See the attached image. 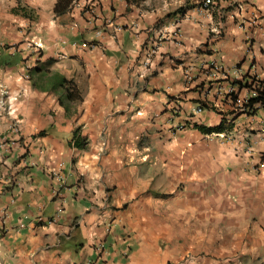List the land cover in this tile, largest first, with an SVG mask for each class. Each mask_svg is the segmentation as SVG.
<instances>
[{
  "label": "crops",
  "instance_id": "obj_1",
  "mask_svg": "<svg viewBox=\"0 0 264 264\" xmlns=\"http://www.w3.org/2000/svg\"><path fill=\"white\" fill-rule=\"evenodd\" d=\"M185 1L0 0V264H264V0Z\"/></svg>",
  "mask_w": 264,
  "mask_h": 264
},
{
  "label": "trees",
  "instance_id": "obj_2",
  "mask_svg": "<svg viewBox=\"0 0 264 264\" xmlns=\"http://www.w3.org/2000/svg\"><path fill=\"white\" fill-rule=\"evenodd\" d=\"M77 0H56L53 11L56 15L65 13L68 11ZM127 3H140L143 0H125ZM190 0H186L189 2ZM178 10V9H177ZM183 10V7L179 8V11ZM171 12L167 13L168 15ZM35 72L38 73V81L41 88L51 89L57 94L59 103L65 108L66 112L70 113L72 110L75 111V104L80 102L83 98L81 91L77 87L73 79L66 78L59 73L51 72L49 68L45 67L43 64L34 68ZM246 77L242 78L245 79ZM242 79H235L232 82L237 85L239 89L249 86L248 79L244 82ZM236 93L231 92V98H236ZM248 105L254 106L253 110L249 114H254L256 106L264 107V90H259L256 96L248 99ZM231 126V123H226L225 119H222L217 126L207 127L195 123L194 127L198 128L204 133L211 132H221ZM44 132H40L43 134ZM73 145L75 147L83 148L85 147V140H80L77 134V128L74 130L73 134Z\"/></svg>",
  "mask_w": 264,
  "mask_h": 264
},
{
  "label": "built area",
  "instance_id": "obj_3",
  "mask_svg": "<svg viewBox=\"0 0 264 264\" xmlns=\"http://www.w3.org/2000/svg\"><path fill=\"white\" fill-rule=\"evenodd\" d=\"M203 3L205 5H209V4L213 3V0H203ZM246 79H248V82L250 84L247 87H243L246 94L244 96H240L239 94H237L235 99H231V102H232V105H233L235 112H243L244 114L251 116L252 114H249V112L253 110L254 106L252 107V106L248 105V99L253 97V96H256L258 94L259 90H264V78L262 79L259 77L250 76V77H246L245 79H242L243 82ZM1 103L2 102L0 100V104ZM12 130L17 131L18 125L12 126ZM259 131L262 135H264V120L262 121V124H261Z\"/></svg>",
  "mask_w": 264,
  "mask_h": 264
},
{
  "label": "rangeland",
  "instance_id": "obj_4",
  "mask_svg": "<svg viewBox=\"0 0 264 264\" xmlns=\"http://www.w3.org/2000/svg\"><path fill=\"white\" fill-rule=\"evenodd\" d=\"M190 1H191V0H190ZM190 1H189V2H190ZM179 3H180V1L177 2V3H175L177 7L181 6V5H178ZM187 3H188V2L185 1V2L182 3V5L187 4ZM261 119H262V120H260V124H259V129H258V130H260V127H261L262 121L264 120V117L261 118Z\"/></svg>",
  "mask_w": 264,
  "mask_h": 264
}]
</instances>
